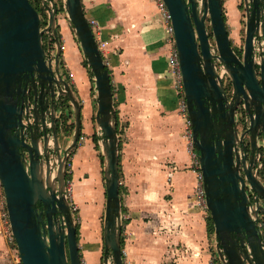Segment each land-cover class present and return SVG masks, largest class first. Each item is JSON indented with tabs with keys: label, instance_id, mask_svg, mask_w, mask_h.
Listing matches in <instances>:
<instances>
[{
	"label": "water",
	"instance_id": "obj_1",
	"mask_svg": "<svg viewBox=\"0 0 264 264\" xmlns=\"http://www.w3.org/2000/svg\"><path fill=\"white\" fill-rule=\"evenodd\" d=\"M38 1L48 11L46 29L54 30L57 0ZM162 1L170 15L219 258L223 264H264V241L257 230L258 213L264 218V184L253 170L256 153L264 160V0H243L244 36L237 51L228 36L222 0ZM60 2L96 90L94 118L101 132L105 187L103 264H109L107 254L112 264H123L119 140L110 75L81 0ZM207 17L215 53L210 50ZM42 32L30 0H0V185L21 264H80L65 184L68 157L80 138L81 107L58 64L52 66L46 57ZM255 37L263 43L257 63ZM59 54L58 42L56 58ZM215 60L229 77L230 94ZM65 98L72 106L74 128L61 153L56 113ZM29 110L31 120L23 123ZM261 174L264 179V164ZM245 180L263 200L251 211Z\"/></svg>",
	"mask_w": 264,
	"mask_h": 264
},
{
	"label": "crops",
	"instance_id": "obj_2",
	"mask_svg": "<svg viewBox=\"0 0 264 264\" xmlns=\"http://www.w3.org/2000/svg\"><path fill=\"white\" fill-rule=\"evenodd\" d=\"M81 4L86 18L96 22L94 36L109 71L117 123L126 125L118 142L123 263L209 264L208 210L197 204L193 193L197 177L192 152L196 151L187 146L184 117L167 73L170 44L158 0H81ZM240 4L242 0H222L231 41L242 27ZM55 25L60 57L71 72L81 107V135L67 161L71 197L82 210L90 207L97 221L105 204V187L91 138L93 133L101 136L92 121L95 96L89 92L87 71L66 13L56 18ZM59 72L63 77L62 68ZM66 120L69 123L70 118ZM59 133L63 153L70 140ZM3 199L0 185V209ZM4 232L0 224V248L5 246ZM93 255H88L91 264H97Z\"/></svg>",
	"mask_w": 264,
	"mask_h": 264
},
{
	"label": "rangeland",
	"instance_id": "obj_3",
	"mask_svg": "<svg viewBox=\"0 0 264 264\" xmlns=\"http://www.w3.org/2000/svg\"><path fill=\"white\" fill-rule=\"evenodd\" d=\"M31 3L33 4V6L36 8V10L38 9V11H41L42 8L40 6V2L38 0H30ZM241 2V0H240ZM57 14H56V18L59 17V15L63 12L65 13V11L63 10L62 6H61V2L60 0H57ZM239 10L241 11V15H240V22H241V31L239 34H236L235 37H233L232 39V46L235 48H240L242 46V42H243V36H244V21H245V17H244V11L242 10V6L241 4L238 6ZM205 25H206V30L210 31V25H209V17L206 18L205 20ZM73 37H74V46L78 47V50L80 52V63L83 65V61H84V56L80 50L79 47V43L78 40L76 39L73 31H72ZM59 39V38H58ZM210 49L214 50L215 53V47H214V41L213 38H210ZM213 52V51H212ZM60 62H61V68H62V75L63 78H65V80L68 82V84L70 85L72 92L74 94V96L77 98V92L76 89L73 87L72 84V75L71 72L69 71V68L65 65L66 63L61 59L60 57ZM87 71V76L89 79L88 82V86H89V92H91V94H93L96 97V90L94 87V83H93V79L92 76H89L90 74L88 73V67H84ZM91 78V79H90ZM65 105V104H63ZM69 109V115H70V120L69 123H65L64 126V131L63 134H65L66 136H68V139L71 141L72 139V135H73V122H74V118H73V110H72V106L70 104V102L68 101L67 104ZM95 108H96V102H95ZM95 112L93 114V123H95ZM65 121H67L65 119ZM126 125L123 124V122L118 121L117 123V136H118V140L120 138H123V130L124 127ZM95 134V133H93ZM92 134V135H93ZM81 135V134H80ZM91 135V138H92ZM95 136L98 138L97 141V147L95 146L94 143V148L97 151V155L98 158L100 160V165H101V170L103 171V156H102V151H101V147H100V135L99 134H95ZM93 141V140H92ZM66 174H70L69 171V166H67L66 169ZM103 181V179H102ZM71 177L70 175L68 176V178H66V183L67 186L69 187V202H70V206H71V212H72V216L74 218V221L76 223V228H77V242H78V250L80 253V264H91L90 261V257L88 255H90L91 253L94 254L93 256H97L98 259L96 261L97 264H103V256H104V252H103V240H102V225H103V215H104V207H103V211L101 212V214L98 216V220L96 221V218L94 217V212L92 209H90V207H87L86 210H82L79 205H77L75 202H73L72 200V190H71ZM95 196H92V198L90 199L92 201V203L94 202V204H96L95 201ZM104 200H105V196H104ZM85 201V200H84ZM89 200L85 202V204H88ZM122 209V206H121ZM209 215V212H207V216ZM213 232H210V237L211 239L209 240L210 243V251H211V259L209 261V264H223L219 258L217 249H216V238L214 236H212ZM4 243L5 246L3 248H0V264H14L13 260L17 259L18 262H20V258L18 255V251L13 238H9L8 236H5L4 238ZM124 243H125V239H124ZM122 245V244H121ZM90 253V254H88ZM122 254H125V252L123 253L122 250ZM125 256V255H124ZM122 255V258L124 257ZM107 260L109 262V264H112L111 258H110V254H107ZM19 264V263H17ZM125 264V263H123ZM127 264V262H126Z\"/></svg>",
	"mask_w": 264,
	"mask_h": 264
},
{
	"label": "built area",
	"instance_id": "obj_4",
	"mask_svg": "<svg viewBox=\"0 0 264 264\" xmlns=\"http://www.w3.org/2000/svg\"><path fill=\"white\" fill-rule=\"evenodd\" d=\"M158 6L162 10V15H163L164 20L167 22V25H166V32L168 33L167 42L170 44L169 52L167 55V73L172 79V84H173V88L175 91V95L179 101V111L182 114V116L184 117L185 128H184L183 134L187 140L188 148L192 151L194 149V147H193V143H192V139H191V136H192L191 122H190V119L187 115V109H186V104H185V100H184V93H183V87H182L179 59H178L177 51H176V48L174 45L173 30H172V26L170 23V15H169V13H168V11H167L162 0H158ZM47 21H48V13L45 16V18L43 19V24L47 23ZM88 23L92 29L93 34L96 33L97 27H96L95 20L90 18V19H88ZM41 28L42 27H40V29ZM46 33H47V37H46L47 46H46L45 53H46V57L48 58L50 56V58L52 60V56H53L52 48H53V46L50 43V39H51L50 32H46ZM262 44H263L262 39L260 37H255L254 43H253V58H254V61L256 63L258 62L260 55H261L260 51H261ZM97 45H98L99 49H100V47H102V45L100 43H97ZM60 50H62L61 44H60ZM215 70H216L217 74L219 75L220 79L222 80L223 75L226 74L225 70L223 68H221L220 65H218V67H216V65H215ZM63 113H64V105L59 104V107H58L57 113H56V118L58 121L59 131L62 134H63L64 126L66 123L65 116ZM30 120H31V112L29 110L28 117L27 118L23 117L22 121H23V123H26L27 121H30ZM255 156H256L255 170H258L259 174H261V170L263 167V161H262L259 153H256ZM192 157L194 159V165H195L196 177H197V183H196V186L194 188L193 193H194L197 204L201 208H204L207 210L206 203H205V194H204V189H203V183H202L203 178H202V173H201V170L199 167L197 151L192 152ZM66 169H67V167H66ZM67 184L68 183L65 184V195L69 200V197H68V195H69V190H68L69 187L68 186L69 185L67 186ZM246 187L247 188H245V192H246V195L248 198L249 211H251L252 208L253 209L256 208V205L259 203V201H258L257 194L254 192L251 185L249 183H247ZM0 224L3 225L4 231H5L4 232L5 236L12 238L10 228H9L8 216H7V211L5 208V200L4 199H3V206L0 209Z\"/></svg>",
	"mask_w": 264,
	"mask_h": 264
},
{
	"label": "flooded vegetation",
	"instance_id": "obj_5",
	"mask_svg": "<svg viewBox=\"0 0 264 264\" xmlns=\"http://www.w3.org/2000/svg\"><path fill=\"white\" fill-rule=\"evenodd\" d=\"M40 6H42L43 8L41 7L42 8L41 11H38V9H37V12H38V15H39V24H40V27H42L41 29L43 30L42 36H41L43 48H44V50H46V46H47V41H46L47 33L46 32H50V37H51L50 43L53 46V48H52L53 56H52L51 64H52V66L58 64V68H61L60 54L56 58V55H57V46H58V42H59L58 41V37H57V27L55 25L54 30L53 29H49V31L46 29V27L48 25V21H47V23L43 24V19L47 15L48 11H47V9L44 8V6L41 3H40ZM242 7H243V10H244L243 0H242ZM210 38H212V37H209V42H210ZM233 49L235 51H237V48L233 47ZM211 52L214 53V50H211ZM215 65H216V67H218V65H219L218 62H217V60H215ZM63 79H65V78H63ZM222 85L224 87L225 92L227 94H230L232 88H231V83H230V80H229V77L227 76V74L223 75ZM260 156H261V159H262L263 164H264V160L262 158V155L260 154ZM255 159H256V156H255ZM255 164H256V161H255ZM255 166L256 165H254L253 170H254V172H256L257 178L261 182H263V184H264V179L262 178V174H259V171L258 170H255ZM247 183H249V182L245 180L244 189L247 188L246 187ZM258 201H259L260 204L263 203V200L260 197H258ZM258 217L259 218L257 220V230H258L259 235L261 236L262 240L264 241V218L261 215V213H258Z\"/></svg>",
	"mask_w": 264,
	"mask_h": 264
},
{
	"label": "trees",
	"instance_id": "obj_6",
	"mask_svg": "<svg viewBox=\"0 0 264 264\" xmlns=\"http://www.w3.org/2000/svg\"><path fill=\"white\" fill-rule=\"evenodd\" d=\"M33 5V4H32ZM42 7V6H41ZM43 8V7H42ZM224 17V16H223ZM207 33H208V37H211V32L210 31H207ZM57 37H58V35H57ZM83 65H84V67H86L87 68V64H86V61H85V59H84V61H83ZM88 72H89V74H90V76H92V74L90 73V71H89V69H88ZM66 101H68L66 98L64 99V102H66ZM68 107V106H67ZM70 117V115H69V112L68 111H66V114H65V119H68ZM116 126H117V123H116ZM92 140H93V142L95 143V146L97 147V141H98V138L95 136V134H93L92 135ZM68 174H66V178H68ZM119 194H120V189H119ZM206 222H207V230H208V233H210V232H213V223H212V221H211V218L209 217V215L207 216V218H206ZM76 237H77V228H76ZM121 244H122V238H121ZM16 248V247H15ZM19 264H21V262H19Z\"/></svg>",
	"mask_w": 264,
	"mask_h": 264
}]
</instances>
